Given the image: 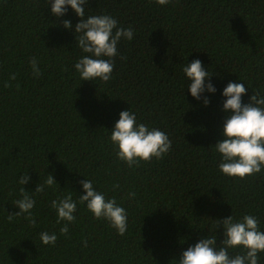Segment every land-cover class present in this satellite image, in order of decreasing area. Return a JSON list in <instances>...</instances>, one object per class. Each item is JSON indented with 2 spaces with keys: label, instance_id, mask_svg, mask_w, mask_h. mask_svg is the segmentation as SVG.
I'll use <instances>...</instances> for the list:
<instances>
[{
  "label": "trees",
  "instance_id": "16d2710c",
  "mask_svg": "<svg viewBox=\"0 0 264 264\" xmlns=\"http://www.w3.org/2000/svg\"><path fill=\"white\" fill-rule=\"evenodd\" d=\"M85 7L134 30L133 40L118 45L106 83L75 72L81 52L63 28L66 19L79 22L71 10L57 18L46 0H0V264H175L209 236L212 220L232 212L259 217L264 229V171L229 178L211 149L223 138L224 86L241 80L244 103L264 89V0H89ZM195 59L217 88L209 107L191 96L181 71ZM130 109L168 135L163 158L132 167L117 159L109 132ZM24 174L31 177L26 191L48 174L58 183L33 193L35 227L23 216L8 220L19 211ZM86 178L127 210L124 235L79 204L68 235L60 234L50 202L68 193L78 199ZM42 231L57 234L54 246L41 243ZM216 235L219 245L222 226Z\"/></svg>",
  "mask_w": 264,
  "mask_h": 264
},
{
  "label": "clouds",
  "instance_id": "9594fccd",
  "mask_svg": "<svg viewBox=\"0 0 264 264\" xmlns=\"http://www.w3.org/2000/svg\"><path fill=\"white\" fill-rule=\"evenodd\" d=\"M171 0H155L165 6ZM50 12L57 18L64 17L68 11L79 18L73 26L71 20L63 21V28L75 36L76 48L81 55L73 67L81 81L97 80L108 82L112 78L115 58L118 56V45L122 40L134 39L132 27H121L118 21L107 13L87 14L86 5L89 0H46ZM29 65L34 77L41 75L39 62L33 57ZM181 71L188 81L187 89L191 96L209 107V95H215L216 86L212 83V75L205 70L200 59L183 65ZM10 80H15L11 74ZM240 80V79H239ZM253 91V90H252ZM207 94V95H206ZM246 88L243 82H229L224 86L222 111L226 118L222 125V139L211 147L219 156L218 170L229 178L246 179L264 171V89L253 91L249 102L244 103ZM109 140L115 150L117 159L129 167L139 162H149L153 158L161 159L171 149L172 143L168 135L155 127H149L138 121L136 114L130 110L119 113V119L109 132ZM31 180L28 174L19 178L20 198L14 201L18 212L8 215L11 222L14 217L23 216L30 226H36L33 209L36 200L33 193H43L46 188L58 184L52 174H48L43 183L36 186L35 192L25 190ZM83 194L74 199L71 193L61 195L50 202L56 214V222L63 223L60 234L67 236L69 224L76 220L77 206H86L95 219L105 220L119 235L127 231V210L105 192L98 190L91 179L80 181ZM118 188L119 185H114ZM135 193H128L134 198ZM214 221L209 229V236L198 240L181 253L175 264H260L264 255V229L259 217L252 214L232 215ZM222 226L223 239L217 244L216 229ZM39 239L45 246H54L57 242L55 232L42 231Z\"/></svg>",
  "mask_w": 264,
  "mask_h": 264
}]
</instances>
